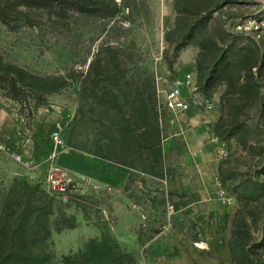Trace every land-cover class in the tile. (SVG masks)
Listing matches in <instances>:
<instances>
[{"label": "rangeland", "instance_id": "obj_1", "mask_svg": "<svg viewBox=\"0 0 264 264\" xmlns=\"http://www.w3.org/2000/svg\"><path fill=\"white\" fill-rule=\"evenodd\" d=\"M51 1L0 0V264H264V0ZM188 74L212 179L165 150Z\"/></svg>", "mask_w": 264, "mask_h": 264}, {"label": "crops", "instance_id": "obj_2", "mask_svg": "<svg viewBox=\"0 0 264 264\" xmlns=\"http://www.w3.org/2000/svg\"><path fill=\"white\" fill-rule=\"evenodd\" d=\"M173 121H175L176 134L175 138H181L185 143L176 145L175 143H165V150H168V146L172 148L183 147L185 150L182 154L187 163H205L208 162L210 165L207 166V171L211 168L213 173L212 161V150H214L216 139L212 137L210 133V124L214 121V113L208 111L205 113H198L193 108L186 115H172L170 114ZM209 178L212 179V175Z\"/></svg>", "mask_w": 264, "mask_h": 264}, {"label": "built area", "instance_id": "obj_3", "mask_svg": "<svg viewBox=\"0 0 264 264\" xmlns=\"http://www.w3.org/2000/svg\"><path fill=\"white\" fill-rule=\"evenodd\" d=\"M197 89L194 87L193 74H188L182 78H179L168 91L165 93L164 102L162 104L163 110L172 115H186L194 107V97H198ZM209 110L212 106L208 105ZM1 133V131H0ZM54 144L57 147H62L63 142L60 139V132L56 131L52 135ZM6 147L2 141H0V153L5 152ZM18 160L21 158L18 157Z\"/></svg>", "mask_w": 264, "mask_h": 264}, {"label": "trees", "instance_id": "obj_4", "mask_svg": "<svg viewBox=\"0 0 264 264\" xmlns=\"http://www.w3.org/2000/svg\"><path fill=\"white\" fill-rule=\"evenodd\" d=\"M8 3L14 7L21 6L25 8L42 9V10L51 9L53 4L51 0H8ZM60 9L64 13L67 12L68 10H75L82 13L99 12L98 9L90 8L80 0L77 1L62 0L60 2ZM0 88L3 90H8L7 96L17 101L20 104H23L24 101L26 100L20 88V81H18L10 73H5V74L0 73ZM41 100L44 102L43 99Z\"/></svg>", "mask_w": 264, "mask_h": 264}]
</instances>
